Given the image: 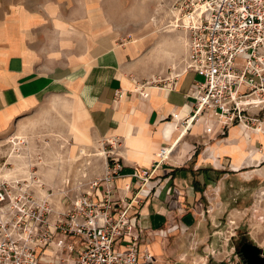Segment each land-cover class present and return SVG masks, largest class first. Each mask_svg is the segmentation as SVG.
Returning <instances> with one entry per match:
<instances>
[{"label": "crops", "instance_id": "1", "mask_svg": "<svg viewBox=\"0 0 264 264\" xmlns=\"http://www.w3.org/2000/svg\"><path fill=\"white\" fill-rule=\"evenodd\" d=\"M92 10L84 17L77 1L0 0V136L25 132L52 101L63 102L62 120L72 138L75 122L87 136L83 146L94 143L107 152L108 142L117 144L122 169L112 182L115 199L131 203L141 249L158 256L168 252L166 229H191L204 217L217 226L226 212L225 178L253 166L264 137L240 126L223 131L210 121L184 132L179 119L194 106L188 93L203 78L182 74L174 88L163 82L141 96L129 62L138 44L125 48L113 44L112 33L99 35ZM163 148L170 149L169 159L158 165ZM137 173L151 178L143 184ZM106 186L98 184L93 199H101ZM147 239L151 244H143ZM228 246L224 258L233 259Z\"/></svg>", "mask_w": 264, "mask_h": 264}, {"label": "built area", "instance_id": "2", "mask_svg": "<svg viewBox=\"0 0 264 264\" xmlns=\"http://www.w3.org/2000/svg\"><path fill=\"white\" fill-rule=\"evenodd\" d=\"M171 10L173 28L188 35V57L183 72L163 82L171 89L182 74L203 78L188 93L194 106L179 119L183 131L210 121L223 131L240 126L264 134L259 117L246 114V107L264 109V0H174ZM155 84L159 82H147L140 95L148 97L146 89ZM13 138L15 145L26 144L24 138ZM108 144L112 148L101 199L90 192L56 204L53 193L39 195L44 185L33 174L29 180L0 185V264H162L141 249L131 203L115 199L112 182L122 164L114 144ZM169 154L170 149H161L156 164L167 161ZM135 176L143 184L151 178L149 173ZM230 224L226 242L237 229ZM59 235L68 242H56ZM50 249L54 253L47 254ZM239 260L236 264H245Z\"/></svg>", "mask_w": 264, "mask_h": 264}, {"label": "rangeland", "instance_id": "3", "mask_svg": "<svg viewBox=\"0 0 264 264\" xmlns=\"http://www.w3.org/2000/svg\"><path fill=\"white\" fill-rule=\"evenodd\" d=\"M72 1L81 3L84 17L89 15L87 9L94 8L91 14L98 16V34L112 33L114 45L126 48L130 44H138L136 58L129 60L132 74L138 79L134 87L141 88L151 81L161 84L184 70L188 36L171 24L175 15L171 10L174 0H69V3ZM181 37L185 38V42H178ZM63 107V102L54 100L41 115L39 123L22 133L12 135L13 132H7L0 136V185L15 179L29 180L30 174H33L44 185L39 195L53 193L58 204L60 199L63 201L92 193L93 185L104 180L110 159L108 152L112 146L107 152L97 150L92 141L83 146L87 142L85 132L79 127L72 130L71 123L69 131L73 134L72 138L62 120ZM246 111L247 116H258L264 123V109L259 111L246 107ZM262 130L264 132V127ZM15 136L24 138L26 144H13ZM113 147L118 149L117 144ZM254 152L253 166L225 178L221 199L226 212L217 226L204 217L197 220L191 229H179V232L175 227L171 228L174 229L171 232L166 229L164 245L168 252L155 256L160 263H239L241 243L238 240L241 236L258 246L264 255V144ZM256 154L261 155L259 160ZM57 207L60 208V205ZM230 221L237 229L235 236L226 242L225 232L231 226ZM211 229L219 234L212 235ZM56 242L68 241L65 236L59 235ZM146 243L151 244V241L144 240L143 244ZM227 243L228 251L233 252V259L226 255L224 258ZM49 253H54V250H47Z\"/></svg>", "mask_w": 264, "mask_h": 264}, {"label": "water", "instance_id": "4", "mask_svg": "<svg viewBox=\"0 0 264 264\" xmlns=\"http://www.w3.org/2000/svg\"><path fill=\"white\" fill-rule=\"evenodd\" d=\"M238 253L245 264H264V255L262 250L249 242L241 244Z\"/></svg>", "mask_w": 264, "mask_h": 264}, {"label": "bare ground", "instance_id": "5", "mask_svg": "<svg viewBox=\"0 0 264 264\" xmlns=\"http://www.w3.org/2000/svg\"><path fill=\"white\" fill-rule=\"evenodd\" d=\"M69 32V31H68ZM178 42L179 43H183V42H185V38L183 39L182 37L181 38H179L178 39ZM119 118V117H118ZM168 128H167V132L169 133V132H171V130L173 129V125H171V124H169L168 126H167ZM78 128V126H77V124L75 123V122H72V124H71V129L72 130H76ZM129 131V130H128ZM261 155L260 154H256L255 155V157H257L258 158V160H259V157H260ZM256 161H257V159H255ZM17 169H19V168H16V170ZM15 171V170H14ZM20 172H21V170H19ZM19 171H17V172H19ZM6 173H8V172H6Z\"/></svg>", "mask_w": 264, "mask_h": 264}, {"label": "flooded vegetation", "instance_id": "6", "mask_svg": "<svg viewBox=\"0 0 264 264\" xmlns=\"http://www.w3.org/2000/svg\"><path fill=\"white\" fill-rule=\"evenodd\" d=\"M238 242L241 243V244H243V243L247 242V240L244 239V236H241V237H239Z\"/></svg>", "mask_w": 264, "mask_h": 264}]
</instances>
